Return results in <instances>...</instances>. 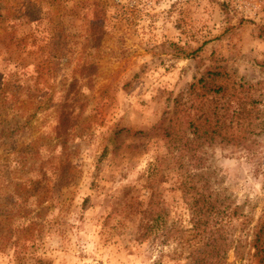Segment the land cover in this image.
Masks as SVG:
<instances>
[{
    "label": "rangeland",
    "instance_id": "rangeland-1",
    "mask_svg": "<svg viewBox=\"0 0 264 264\" xmlns=\"http://www.w3.org/2000/svg\"><path fill=\"white\" fill-rule=\"evenodd\" d=\"M262 26L264 0H0V264H196L164 133L208 73L261 82L264 109ZM203 149L255 221L264 133Z\"/></svg>",
    "mask_w": 264,
    "mask_h": 264
},
{
    "label": "trees",
    "instance_id": "trees-1",
    "mask_svg": "<svg viewBox=\"0 0 264 264\" xmlns=\"http://www.w3.org/2000/svg\"><path fill=\"white\" fill-rule=\"evenodd\" d=\"M218 76L219 72L208 73L206 78L189 84L185 97L174 99L164 139L180 174L190 229L201 243L195 263L228 264L227 254L231 251L235 258L250 253L257 259L256 264H264V213L253 221L212 188L201 171L200 157L205 146L244 144L251 136L264 133L262 83L220 81ZM236 232L242 236L234 238ZM178 234L182 237L183 230Z\"/></svg>",
    "mask_w": 264,
    "mask_h": 264
}]
</instances>
